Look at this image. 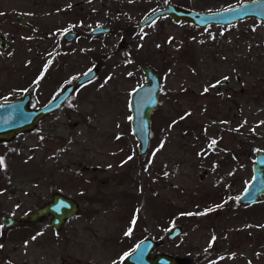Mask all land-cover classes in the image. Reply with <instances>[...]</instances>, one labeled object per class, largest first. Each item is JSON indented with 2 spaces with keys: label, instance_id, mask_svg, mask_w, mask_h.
<instances>
[{
  "label": "rangeland",
  "instance_id": "1",
  "mask_svg": "<svg viewBox=\"0 0 264 264\" xmlns=\"http://www.w3.org/2000/svg\"><path fill=\"white\" fill-rule=\"evenodd\" d=\"M241 1L0 0V100L28 92L38 107L97 68L61 109L0 141V217L19 218L56 191L79 205L58 231L49 217L7 232L0 221V264H124L143 237L187 264H264V194L237 200L264 149V22L201 28L166 16L138 27L167 2L216 11ZM97 25L112 31L91 34ZM66 30L77 37L64 41ZM143 66L161 94L141 155L129 96ZM174 225L183 231L168 240Z\"/></svg>",
  "mask_w": 264,
  "mask_h": 264
},
{
  "label": "water",
  "instance_id": "2",
  "mask_svg": "<svg viewBox=\"0 0 264 264\" xmlns=\"http://www.w3.org/2000/svg\"><path fill=\"white\" fill-rule=\"evenodd\" d=\"M170 17L173 22H187L195 27H208L212 25L225 26L240 20L254 18L264 22V0H243L227 8L216 11H199L192 8L167 2L163 7L157 8L147 14L138 24L139 28L154 23L162 17ZM18 23L26 25L27 21L22 15L17 14ZM112 27L97 25L90 29L91 34L110 33ZM77 37L74 30H66L62 39L69 42ZM7 45L6 38L0 30V49ZM144 73V83L133 89L129 96L131 111V131L137 141L139 153L146 152L150 141L151 114L159 103L161 83L158 73L150 66L141 68ZM97 74V68L91 67L75 81L61 87L59 92L51 97L48 102L39 107H30L29 93L12 100H0V141H9L15 135L32 130L38 122L61 108L71 93L81 84L92 80ZM225 83L226 79H220ZM204 169L198 171V176L203 177ZM264 194V149H257L252 165V176L243 192L237 197L239 203L244 205L254 204ZM78 203L61 192H55L50 201L39 208L29 211L16 218L13 215H2L1 223L5 228L17 225L20 222H36L46 219L51 215V224L59 229L65 221L75 216L78 212ZM219 211L217 212V214ZM183 231L182 225H174L167 233L166 239L173 240ZM159 245L157 239L143 237L132 251L127 253L124 264H187L186 257H178L167 252H154ZM4 264H13L10 262Z\"/></svg>",
  "mask_w": 264,
  "mask_h": 264
},
{
  "label": "flooded vegetation",
  "instance_id": "3",
  "mask_svg": "<svg viewBox=\"0 0 264 264\" xmlns=\"http://www.w3.org/2000/svg\"><path fill=\"white\" fill-rule=\"evenodd\" d=\"M79 86H80V85H79ZM74 91H75V90H74ZM74 91H73V92H74ZM73 92H72V93H73ZM26 93H28V92H26ZM72 93H71V94H72ZM29 95H30V94H29ZM70 97H71V95H70V96L68 97V99L63 103V105L69 100ZM30 101H31V97L29 98V104H30ZM48 101H49V100H48ZM48 101H47V102H48ZM45 103H46V102H45ZM45 103H44V104H45ZM44 104H42V105H44ZM42 105H41V106H42ZM63 105L61 106V108L63 107ZM38 107H39V106H38ZM61 108H60V109H61ZM58 110H59V109H58ZM56 111H57V110H56ZM54 112H55V111H54ZM54 112H51L50 114H52V113H54ZM50 114H48V115H50ZM48 115H46V116H48ZM56 192H57V191H56ZM53 193H55V192H53ZM53 193H52V195H53ZM51 198H52V197H51ZM49 201H50V200H49ZM47 202H48V201H47ZM47 202H46V203H47ZM43 205H44V204H43ZM41 206H42V205H41ZM39 207H40V206H39ZM39 207H37V208H39ZM37 208H36V209H37ZM78 211H79V210H78ZM22 215H23V214H22ZM20 217H21V216H20ZM48 217H49V223H50V225L52 226V228H53L55 231L60 230V229L63 227V225L65 224V223H64V224L61 226V228L56 229V228H54V226L51 224V215H49ZM48 217H47V218H48ZM72 217H74V216H72ZM47 218H46V219H47ZM70 218H71V217H70ZM46 219H44V220H46ZM68 219H69V218H68ZM68 219H67V220H68ZM44 220H42V221H44ZM67 220H66V221H67ZM0 221H1V220H0ZM42 221H36V222H20V223H18L17 225L12 226V227H8V228H5L3 225H2V226L5 228V230H6V232H7L9 229H11V228H15V227H17L19 224H22V223H23V224H22V225H23V228H25L27 225H30V226H31L32 224H36V223H38V222H42ZM66 221H65V222H66ZM1 224H2V223H1ZM4 238H5V235L2 234V236H1V241H0V245H2ZM7 262H10V261H6L5 263H7ZM10 263H12V262H10Z\"/></svg>",
  "mask_w": 264,
  "mask_h": 264
},
{
  "label": "trees",
  "instance_id": "4",
  "mask_svg": "<svg viewBox=\"0 0 264 264\" xmlns=\"http://www.w3.org/2000/svg\"><path fill=\"white\" fill-rule=\"evenodd\" d=\"M136 29H137V28L130 27L127 31H125V33H126L127 35L134 34ZM204 256H205V255H199V256H197L196 261H201V260L204 258Z\"/></svg>",
  "mask_w": 264,
  "mask_h": 264
},
{
  "label": "snow or ice",
  "instance_id": "5",
  "mask_svg": "<svg viewBox=\"0 0 264 264\" xmlns=\"http://www.w3.org/2000/svg\"><path fill=\"white\" fill-rule=\"evenodd\" d=\"M205 91H207V89ZM213 143H215V142H213ZM0 165H3V160L2 159H0Z\"/></svg>",
  "mask_w": 264,
  "mask_h": 264
}]
</instances>
